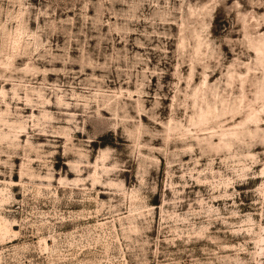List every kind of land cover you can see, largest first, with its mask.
<instances>
[{"label":"clouds","instance_id":"clouds-1","mask_svg":"<svg viewBox=\"0 0 264 264\" xmlns=\"http://www.w3.org/2000/svg\"><path fill=\"white\" fill-rule=\"evenodd\" d=\"M0 177V264H264V0H0Z\"/></svg>","mask_w":264,"mask_h":264},{"label":"rangeland","instance_id":"rangeland-1","mask_svg":"<svg viewBox=\"0 0 264 264\" xmlns=\"http://www.w3.org/2000/svg\"><path fill=\"white\" fill-rule=\"evenodd\" d=\"M34 2H35V0H34ZM69 15H71V13L69 14ZM89 15H93V12L90 10L89 11ZM49 79L51 80V79H53L52 77H49ZM153 83H155V80L153 81ZM57 159H59V157H57ZM185 159H187V157H185ZM14 163L16 164V165H19V163H20V161L17 159V160H14ZM60 165L59 164H57L56 165V170H57V172H59L60 171ZM65 171H66V167H65V169H64ZM69 178L71 179L72 178V176H71V174L69 175ZM0 179H3V177H0ZM57 179H59V176L57 177ZM12 180H13V182L14 183H18V181H19V174H18V171L17 172H14V174H13V176H12ZM55 183V182H54ZM13 191H18V188H14L13 189ZM21 197L20 196H17V199H20ZM101 199H105L106 197L102 194L101 195V197H100ZM159 203H160V201H159V199H157L156 201H154V206H156V207H158L159 206ZM74 210H78V209H74ZM81 223H83V222H81ZM88 223L89 224H92V223H96L95 221H88ZM102 223V222H101ZM19 230V228H18V226H14V228H13V231H18ZM72 229H71V227L70 226H68V227H66L65 229H64V231H71ZM153 236H155V233H153L152 234ZM33 240L35 241V242H38V241H36V238L34 237L33 238ZM19 241H12V243L13 244H16V243H18ZM52 240H50V239H48V240H46L45 241V247H48V246H50L51 244H52Z\"/></svg>","mask_w":264,"mask_h":264}]
</instances>
